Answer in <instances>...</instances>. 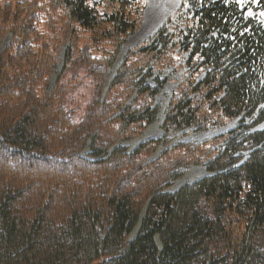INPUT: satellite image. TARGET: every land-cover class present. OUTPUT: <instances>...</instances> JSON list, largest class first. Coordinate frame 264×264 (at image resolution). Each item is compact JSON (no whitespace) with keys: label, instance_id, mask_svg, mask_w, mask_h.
<instances>
[{"label":"trees","instance_id":"trees-1","mask_svg":"<svg viewBox=\"0 0 264 264\" xmlns=\"http://www.w3.org/2000/svg\"><path fill=\"white\" fill-rule=\"evenodd\" d=\"M146 4L0 0V264H264V21L251 2L180 0L115 66ZM167 69L183 80L164 134L129 151ZM79 70L94 84L75 119ZM191 165L208 174L167 192Z\"/></svg>","mask_w":264,"mask_h":264},{"label":"rangeland","instance_id":"rangeland-1","mask_svg":"<svg viewBox=\"0 0 264 264\" xmlns=\"http://www.w3.org/2000/svg\"><path fill=\"white\" fill-rule=\"evenodd\" d=\"M242 5H245L247 3L251 4L248 7L247 14L251 17L256 18L259 21H264V0H239ZM153 2H158L157 0H153ZM152 0H147L146 7L142 14L141 24L139 28L132 34L129 35L127 42L123 45V48L117 58V62L115 66L120 62L123 54L128 48L135 47L142 41L147 40L154 32L155 30L165 21L167 16L174 11L179 3L180 0H160L158 5H162L163 2V12L159 16L153 17L152 13L154 12L153 8L155 6V3H153ZM167 3V4H166ZM149 7V8H148ZM149 11V12H147ZM154 14V13H153ZM64 46L60 48L59 54H58V65L55 69V71L51 74V82L54 83L56 78L58 77L59 73L62 71L64 66ZM72 63H68L65 71V77H68L72 71ZM77 69V68H75ZM115 67L111 69V75L114 74ZM164 78H166V82L162 89L158 92L156 95L155 101L158 105V112L154 119V121L144 130V132L129 141L123 142L122 145L127 147L129 151L136 148V146L149 139V138H157L164 134L163 128H162V122L164 119V114L168 105V102L170 100V97L172 95V92L177 88L178 84L183 80V72L182 70H178L175 72H170L169 69H167L163 75ZM76 84L74 87L73 92H70V103L65 104V106L68 108V110L71 111L73 117L75 119L80 115L82 112L83 106L90 97V94L93 89V80L90 76L82 75L81 70L78 72L77 80L74 83ZM238 124V119L233 120L229 122L228 124L221 126V127H212L208 130L202 131V132H189V131H177V132H171L168 134V136L171 138L172 143L178 142V141H186L190 140L192 142H200L206 138H210L214 135L226 132L232 128H234ZM256 129H264V122L260 124L259 126L255 127ZM88 149H86L84 153H87ZM208 172L206 170L205 165H191L186 169L185 174L176 180L166 191L169 193L176 192L182 185L184 184H190L194 182L195 180L207 175ZM139 227V224H137L132 232V235L135 234ZM155 241L157 245H160L158 237L155 238Z\"/></svg>","mask_w":264,"mask_h":264},{"label":"bare ground","instance_id":"bare-ground-1","mask_svg":"<svg viewBox=\"0 0 264 264\" xmlns=\"http://www.w3.org/2000/svg\"><path fill=\"white\" fill-rule=\"evenodd\" d=\"M158 2L156 3V2H153V0H152V2L153 3H155V6H154V8H153V10H154V14L152 13V15H153V17L155 18V16H159V15H161L162 14V12H163V2H162V5H158V3L160 2V0H157ZM163 1V0H162ZM168 2H169V0H168ZM167 4V3H166ZM149 8V7H148ZM147 12H149V11H147Z\"/></svg>","mask_w":264,"mask_h":264}]
</instances>
